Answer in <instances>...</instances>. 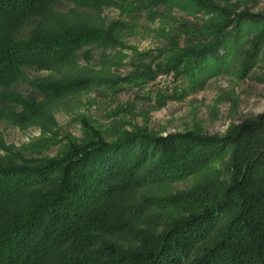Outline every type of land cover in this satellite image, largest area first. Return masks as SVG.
I'll return each instance as SVG.
<instances>
[{
	"label": "trees",
	"instance_id": "16d2710c",
	"mask_svg": "<svg viewBox=\"0 0 264 264\" xmlns=\"http://www.w3.org/2000/svg\"><path fill=\"white\" fill-rule=\"evenodd\" d=\"M58 1L0 0V118L39 123L50 114L45 101L91 85L112 93L137 88L138 98L144 86L156 85L146 97L155 93L154 105L162 106L181 95L170 90V80L186 76L193 86L206 66L223 61L243 27L254 34L247 49H237L242 73L264 40V14L234 4L126 0L145 6L151 18H163L173 6L187 16L162 28L157 54L134 50L125 75L63 82L40 77L31 81L40 95L25 97L12 89L22 66L52 68L87 55V47L118 43L115 22L63 21V11L54 8ZM162 74L168 84L156 82ZM81 124L82 137L67 140L57 157L0 155V264H264V112L221 135L158 136L135 125L104 132L89 120ZM188 177L193 182L183 189L139 192Z\"/></svg>",
	"mask_w": 264,
	"mask_h": 264
},
{
	"label": "rangeland",
	"instance_id": "374dc122",
	"mask_svg": "<svg viewBox=\"0 0 264 264\" xmlns=\"http://www.w3.org/2000/svg\"><path fill=\"white\" fill-rule=\"evenodd\" d=\"M220 5L234 4L238 10L264 14V0H214ZM117 4L97 7H82L60 0L56 10L63 11V21H83L90 25L107 27L115 22L118 43L107 48L87 47V55L76 60L56 63L52 68L22 66L21 77L12 89L25 97L40 95L31 81L40 77L52 81H69L79 78H113L129 72L128 63L134 50L151 51L157 54V46L163 41L162 28L169 25L173 17H185L186 12L176 6L166 10L163 18H151L145 6L136 7L132 2L117 0ZM72 7L73 12L66 9ZM161 9H164L161 7ZM67 12V13H66ZM123 23V24H122ZM254 28L243 27L231 47L225 52L218 65H208L192 86L186 76L169 81L170 90L180 97L169 99L162 106L154 105L155 93L149 94L144 86L142 98L134 97L133 89L112 93L104 85H94L64 93L45 101L50 114L39 123L16 122L10 116L0 118V155L20 153L24 157H57L67 146V140H79L83 119L102 128L111 126L131 130L134 125L142 126L158 136L186 131L205 135H221L233 124L264 112V40L258 57L242 73L239 67L242 56L237 49H247ZM119 62H122L121 65ZM168 76L162 74L156 81L166 83ZM168 84V82H167ZM127 86V85H125ZM38 100H41L39 98ZM16 110L19 106L15 107ZM113 130V129H112ZM108 135L107 133L105 134ZM194 177L147 185L139 189L140 194L167 193L183 189L193 182Z\"/></svg>",
	"mask_w": 264,
	"mask_h": 264
}]
</instances>
